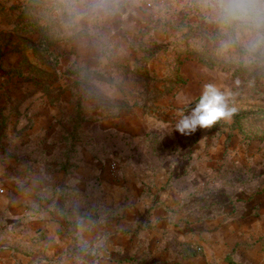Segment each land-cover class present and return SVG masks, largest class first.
Listing matches in <instances>:
<instances>
[{
    "label": "rangeland",
    "instance_id": "374dc122",
    "mask_svg": "<svg viewBox=\"0 0 264 264\" xmlns=\"http://www.w3.org/2000/svg\"><path fill=\"white\" fill-rule=\"evenodd\" d=\"M130 1L77 3V18L68 0H0V264H86L73 223L104 216L105 186L128 200L136 163L155 166L142 179L152 202L168 187L203 204L264 202V64L222 53L198 0L137 12ZM208 83L232 94L236 114L180 134ZM199 150L218 161L214 175L192 169ZM82 184L86 203L71 210ZM244 245L234 264H264V232Z\"/></svg>",
    "mask_w": 264,
    "mask_h": 264
},
{
    "label": "crops",
    "instance_id": "0c3cea01",
    "mask_svg": "<svg viewBox=\"0 0 264 264\" xmlns=\"http://www.w3.org/2000/svg\"><path fill=\"white\" fill-rule=\"evenodd\" d=\"M142 1L160 5L181 0H131L135 12ZM206 142L201 139L197 145L202 147ZM217 162L205 154H194L192 169L197 168L195 171L201 172V176L204 170L214 175ZM133 168L135 185L128 200L124 197L126 191L120 187L105 186L99 193L105 199L114 197V201L101 205L104 216L98 220L83 218L80 224L77 219L73 223L77 232L70 240L83 246L86 264H234L235 248L245 246L264 232V202H256L253 193L243 194L237 201L227 197L221 203L203 204L183 197L188 192L184 188L168 187L159 192L157 197L161 201L152 202L142 179L151 173L152 180L155 166L136 163ZM83 175L76 176L80 179ZM81 179L85 181L84 177ZM85 188L84 184L72 187L75 194L69 201V209L85 205L84 198L78 196L87 193ZM152 191L156 192V188ZM93 257L98 262H93Z\"/></svg>",
    "mask_w": 264,
    "mask_h": 264
},
{
    "label": "clouds",
    "instance_id": "9594fccd",
    "mask_svg": "<svg viewBox=\"0 0 264 264\" xmlns=\"http://www.w3.org/2000/svg\"><path fill=\"white\" fill-rule=\"evenodd\" d=\"M90 3L92 11H105L108 0H68L69 16L77 18L87 10L74 7ZM202 11L221 37L219 49L246 66L264 64V0H198ZM232 94L213 83L205 84L198 103L182 115L175 130L190 136L198 129L210 130L221 120H231L237 108L230 106Z\"/></svg>",
    "mask_w": 264,
    "mask_h": 264
},
{
    "label": "trees",
    "instance_id": "16d2710c",
    "mask_svg": "<svg viewBox=\"0 0 264 264\" xmlns=\"http://www.w3.org/2000/svg\"><path fill=\"white\" fill-rule=\"evenodd\" d=\"M209 63H210V66L211 67H214L215 65H216V60H211V61H209ZM246 66V65H245ZM255 66V65H254ZM257 66V68H261V67H258V66H261L260 64H257L256 65ZM263 66V65H262ZM248 67V66H247ZM258 71V69H256V72Z\"/></svg>",
    "mask_w": 264,
    "mask_h": 264
}]
</instances>
